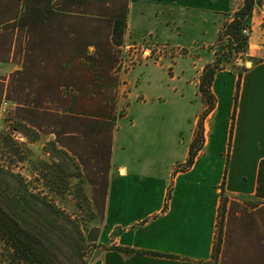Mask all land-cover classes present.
Returning a JSON list of instances; mask_svg holds the SVG:
<instances>
[{
    "label": "crops",
    "instance_id": "1",
    "mask_svg": "<svg viewBox=\"0 0 264 264\" xmlns=\"http://www.w3.org/2000/svg\"><path fill=\"white\" fill-rule=\"evenodd\" d=\"M243 2L130 0L132 39L147 35L148 46L192 50L172 58L164 53L157 62L146 59L126 76L128 105L113 135L104 222L89 264H208L221 183L230 199L255 198L264 159V26L257 7L247 50L253 60L217 71L203 146L190 168L174 174L175 164L187 159L204 107L203 67L212 60L225 15ZM238 66L245 69L235 104Z\"/></svg>",
    "mask_w": 264,
    "mask_h": 264
},
{
    "label": "trees",
    "instance_id": "2",
    "mask_svg": "<svg viewBox=\"0 0 264 264\" xmlns=\"http://www.w3.org/2000/svg\"><path fill=\"white\" fill-rule=\"evenodd\" d=\"M21 1V14L4 19L6 24L12 20L11 23L20 30H9L7 38L0 43V54L4 56L2 61H8L13 55L21 66L12 73L7 85L3 82L0 84V102L6 99L16 104L17 120L12 130L24 136L26 141L37 140L39 133L53 134L54 149L68 159L71 157L72 161L78 158L88 172L94 166L91 165L95 157L92 151L98 156L95 157L97 168L90 183L101 190L102 203L95 197L89 199L80 187L76 188L78 192L74 195L78 207L89 215L88 219H93L96 215L105 214L114 113L118 106L117 89L120 84L115 67L119 60L118 48L124 43L130 0H64L55 4L52 0ZM15 5L14 2L13 6L5 4L6 12ZM94 5L99 10L92 12L87 9V6ZM255 6L256 0H244L240 8L225 15L226 18L231 15L232 19L225 18L223 21L218 42L224 37L227 42L215 51L212 61L203 67L199 92L204 108L189 145L187 159L179 169L175 168L174 174L190 168L203 146V119L215 107L212 83L217 71L223 69L224 63L228 64L234 54L238 56L235 63L238 59L253 60L247 56L249 36L242 31L250 28ZM107 9L109 12H106ZM15 31L20 33L18 42L14 40ZM239 68L235 104L241 71L245 67ZM3 140L8 152L20 160L25 159L27 148L22 142H13L8 134L3 136ZM77 143H84L85 147L79 151L73 147ZM57 144L61 148H57ZM41 164L51 170L49 175H41L43 184L52 193L68 191V178L70 175L77 176V173L68 175L67 169L57 162ZM76 166L79 167L78 164ZM5 180H10L13 187L6 188ZM170 190L169 187L164 210ZM29 218L38 222L30 224ZM41 220L47 224L59 222L64 228L62 233L70 250L80 264H86L82 254L83 244L86 240L96 243L100 228H90L79 219L72 218L47 194L30 190L20 173L9 166L0 165V238L12 250L7 260L0 257V264H57L45 257L39 249L40 241L30 231L32 227L43 225L39 224ZM233 221L242 224L244 251L239 249L238 241L232 239ZM262 231L264 159L258 165L253 200L228 198L224 181L221 183L216 231L208 264H264ZM109 248L134 251L119 246ZM138 252L161 255L152 251Z\"/></svg>",
    "mask_w": 264,
    "mask_h": 264
},
{
    "label": "rangeland",
    "instance_id": "3",
    "mask_svg": "<svg viewBox=\"0 0 264 264\" xmlns=\"http://www.w3.org/2000/svg\"><path fill=\"white\" fill-rule=\"evenodd\" d=\"M0 0V43L2 40L4 41L7 38V34L9 30H20L14 23H11L12 20L8 21L10 23L6 24L7 22L4 21L7 17H13L18 16L21 14V3L22 1L17 0ZM53 4L59 3L64 0H52ZM108 2L109 0H105ZM123 1V0H122ZM13 2L17 5L14 7H11L6 12L5 4L8 3V6H13ZM102 3V2H101ZM5 8V11H4ZM101 8L103 6L101 5ZM87 9L95 12L99 10L95 5L93 6H87ZM106 12H109V9H107ZM129 12V11H128ZM88 15L92 16L91 14L87 13ZM232 14V12H230ZM94 15V14H93ZM7 18V19H8ZM88 19V18H87ZM226 19L231 20L232 16H228ZM264 26V22H263ZM222 28V27H221ZM251 28V26H250ZM7 30V31H6ZM221 29L219 30V32ZM219 35V33H218ZM22 38V37H21ZM20 39V33L18 31H15L14 33V40L15 42H18ZM23 39V38H22ZM148 36L144 35L141 38H135L132 39V36L128 30V18H127V27L124 33V46H129V55L131 58H136L135 61H133L132 66L127 70V72L124 74V85H121V87L117 89L118 94V106L114 113V133H117V123L120 121V117L124 115L127 108V92L128 88L126 85V76L128 72L133 69L136 65L142 63L146 59H141V51L146 49H149L151 51V57L148 58V62H157L160 58L163 57L164 53H169L171 58L174 55H181L188 53L191 50H185L180 48L172 47L169 43H164L161 46H148ZM227 42V39L224 37L223 40L218 42V36L215 44L212 46L213 50V57L215 56V51L219 50V48L222 45H225ZM16 46V45H15ZM219 46V47H218ZM17 47V46H16ZM14 50V48H13ZM122 51V47L119 46L118 48V55L120 56ZM222 52V51H220ZM133 54V55H132ZM238 56H235V54L231 57V61L227 64L224 63L225 66H231L236 67V63L234 60ZM4 58L3 54H0V84L3 82L4 85H7L11 75L13 72L18 70L20 68V63H17L16 60H14L13 55H11L10 59L8 61H2ZM212 61V60H211ZM210 61V62H211ZM238 61L244 62L242 59H238ZM209 63V62H208ZM171 68L168 70V74H170ZM138 100L144 101L143 98H138ZM2 102V100H1ZM1 102H0V165L9 166L10 169L13 171L20 173L24 180L27 182L28 188L30 190L34 191H42L43 194H47L48 197L53 200V202L60 208L64 209L72 218H77L81 222H84L88 227H99L101 230V226L104 222V213H101L99 215H96L93 219H88L85 211L80 209L78 207V202L76 199H74V195L77 194L78 190L76 188L80 187L82 191L89 197V199L97 198L100 200L99 202L102 203V196L98 189V186H92L90 183V180L94 178V171L97 168V165L95 163L97 162L98 157L95 155L94 151L92 153L94 154V159L91 161V165H94L91 170L85 171L82 164H80L78 158L75 157V161L68 159L64 154H61L57 152L54 149L53 146V140L54 135L53 134H46V133H39V137L35 141H26V138L24 136H21L16 131L12 130V126L16 123V104L11 101L7 100L8 105H5L3 108H1ZM204 108V107H203ZM199 119V116H198ZM198 122V121H197ZM197 128V125H196ZM196 131V130H195ZM10 135L13 139V142H22L23 145L27 148V153L24 155L25 159L20 160L19 157L15 156L13 153L8 152V147L4 143L3 136ZM17 145V144H16ZM82 146V147H81ZM83 146L85 147L84 143H77L74 144L73 147L75 149L81 151L83 149ZM18 147H20L18 145ZM57 148H61L59 144L56 146ZM22 155V154H21ZM111 159H112V153H111ZM44 162L46 164H52V162H57L60 165L63 166L64 169H67V174H73L77 173V176H71L68 178L69 183V189L66 192H63L61 194L52 193L48 186L46 184H43L42 176L43 174L49 175L50 169L46 168L41 163ZM78 164L79 167L76 165ZM182 163H177L174 166L175 168L181 167ZM111 168V167H110ZM179 169V168H178ZM110 172V171H109ZM110 174V173H109ZM5 187L10 188L13 187V183L10 180L4 181ZM77 190V191H76ZM42 222H39V224H43L39 227H32L30 231L35 234V237L37 240L40 241L39 249L43 252L45 257L49 259L50 261L57 263V264H80L77 260V257L72 253L70 250L67 240L65 239V236H63V227L59 222H53V224H47L46 221L41 220ZM38 221L29 218V223L34 224ZM262 234L264 235V231H262ZM232 239L234 242L238 241V247L242 251H244V237L242 235V224L240 222H234L233 221V229L231 233ZM97 247V242H91L89 240H86L83 244L82 254H83V260L86 262V264H89L91 254L94 248ZM12 254V250L8 245L5 244V242L0 238V257L7 260Z\"/></svg>",
    "mask_w": 264,
    "mask_h": 264
},
{
    "label": "built area",
    "instance_id": "4",
    "mask_svg": "<svg viewBox=\"0 0 264 264\" xmlns=\"http://www.w3.org/2000/svg\"><path fill=\"white\" fill-rule=\"evenodd\" d=\"M256 7L258 8L259 13L261 14L262 23H263L264 22V0H256L255 8ZM242 32L244 35L249 36L251 33V28H245L243 29ZM120 47H122V51L119 56L118 63L115 67V73L119 76V80H120L119 88L121 87V85H124V74L132 66L133 61L136 60V58L133 59L129 55L128 45L127 46L121 45ZM150 57H151V51L149 49H146V51L145 50L141 51V59H148ZM5 105H8V102L6 99H3L1 102V108H3Z\"/></svg>",
    "mask_w": 264,
    "mask_h": 264
},
{
    "label": "water",
    "instance_id": "5",
    "mask_svg": "<svg viewBox=\"0 0 264 264\" xmlns=\"http://www.w3.org/2000/svg\"><path fill=\"white\" fill-rule=\"evenodd\" d=\"M238 63H239V64H244V62H242V61H238ZM245 64H246V65H250V64H251V61H246Z\"/></svg>",
    "mask_w": 264,
    "mask_h": 264
}]
</instances>
